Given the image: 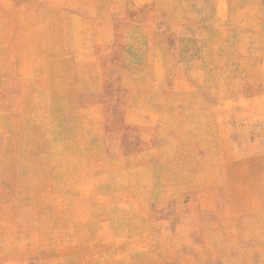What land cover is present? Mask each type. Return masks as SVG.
I'll return each instance as SVG.
<instances>
[{
	"label": "rangeland",
	"instance_id": "374dc122",
	"mask_svg": "<svg viewBox=\"0 0 264 264\" xmlns=\"http://www.w3.org/2000/svg\"><path fill=\"white\" fill-rule=\"evenodd\" d=\"M137 1L0 0V264H264V0Z\"/></svg>",
	"mask_w": 264,
	"mask_h": 264
},
{
	"label": "crops",
	"instance_id": "0c3cea01",
	"mask_svg": "<svg viewBox=\"0 0 264 264\" xmlns=\"http://www.w3.org/2000/svg\"><path fill=\"white\" fill-rule=\"evenodd\" d=\"M154 0H139L137 1L138 5H143L144 3H153ZM60 2V0H59ZM126 0H119V4L120 3H125ZM71 5H77V11L80 15H78L79 18L81 19H87L89 17V13L93 12V9L95 7V5H99V4H107L110 5V0H71L70 2ZM90 8V9H88ZM107 13H109L110 8L108 7L107 9Z\"/></svg>",
	"mask_w": 264,
	"mask_h": 264
}]
</instances>
